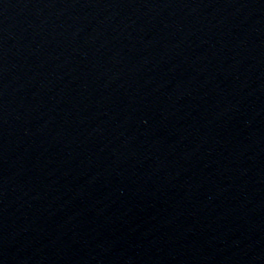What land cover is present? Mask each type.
<instances>
[{
    "label": "water",
    "instance_id": "obj_1",
    "mask_svg": "<svg viewBox=\"0 0 264 264\" xmlns=\"http://www.w3.org/2000/svg\"><path fill=\"white\" fill-rule=\"evenodd\" d=\"M0 264H264V0H0Z\"/></svg>",
    "mask_w": 264,
    "mask_h": 264
}]
</instances>
